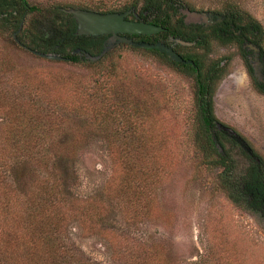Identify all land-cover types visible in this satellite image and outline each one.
Segmentation results:
<instances>
[{"label":"rangeland","instance_id":"1","mask_svg":"<svg viewBox=\"0 0 264 264\" xmlns=\"http://www.w3.org/2000/svg\"><path fill=\"white\" fill-rule=\"evenodd\" d=\"M124 1H116L120 4L117 9H121V3ZM178 1L186 4L187 8H180L190 9L191 14H171L172 26L179 25V20L184 15L186 19L192 20V13H196L199 18L204 12H233L244 21L250 18L259 22L264 47V0ZM27 2L41 8L54 6L55 9L76 8L82 3L79 0ZM139 7L140 4L134 9L135 15L140 14ZM29 19L30 14L25 16L23 27L28 26ZM2 30L0 29V58H7L15 71L32 67H40L44 72H52L54 69L63 78L73 77V80L78 81L80 78L86 80V76L96 69V66L90 63H66L61 59L34 56L17 45V38L7 30ZM116 47V53L126 57L134 66L133 71L137 70L157 83L158 95L160 90L165 93L163 98L166 100V107L172 109L161 117L165 124L160 134L166 135L165 138H172L166 139V143L161 147L163 159L150 162L155 177L143 188L147 199L136 201L134 212H139V215L130 218L126 212L127 208L132 207L131 204L124 205V200L113 199L104 194V189L107 190V185L111 184L113 167L104 138L99 134L89 133V119L82 122L73 117L69 135L74 133V138H80L82 135L83 142L77 154H67L70 157L64 155L66 159L53 167V176L61 184L58 203L63 204L62 209L67 216L61 227L65 243L79 258L93 264H137L131 260L132 254L125 251H135L134 249L141 247L140 244L145 242L162 243L173 252L172 255L178 263L189 264L199 259L200 255H209L210 259H207L210 264H264L263 213L251 209L247 199L237 197L234 189L223 187L220 172L224 167L214 161L215 152H211L212 157L207 163L204 159L205 153L190 143L194 129V76L169 63L168 66L163 64V58L143 49L132 48L125 43ZM189 52L201 54L205 69L216 60L226 63L224 56L225 53L228 54V51L221 50L215 41H211L207 53L194 48ZM232 55L226 73L215 85L214 113L221 122L233 127L246 139L259 160L243 154V151L233 146L229 140L223 141V148L231 155V166L237 176L244 174L252 161L258 164L261 160L264 162V94L254 92L251 82L243 75L244 69L240 66V60ZM11 72L0 70V87L8 90H16L17 87L19 89L18 81L14 82ZM22 101H25V96ZM57 111L60 113L59 121L62 122L66 113ZM3 121L0 119V136ZM63 137L64 135L58 137L57 145L61 144ZM40 154L42 157H38L37 162L31 160L22 164V174L20 173L17 179L12 172L8 180L1 168L5 170V167H10L11 172L21 165L12 163L0 152V170L3 172L0 173V182L7 187L5 193L10 195V190L14 188L22 190L6 203L2 201L4 189L0 185V248L3 242L8 251V262L19 260L20 264H33L21 243L22 236L28 234V230L21 219H18V215L22 214L23 206L30 204V200L34 198L28 192L34 182V177L29 172L39 171L37 163L42 162L44 157L56 159L53 149ZM83 200H94L97 208H88L86 204L79 203ZM146 202L150 205L149 213L148 209H145ZM100 215L104 216L103 221L99 220ZM100 228L114 234H104V230L100 231ZM36 255L37 259H41L40 253ZM26 257L28 259L25 263Z\"/></svg>","mask_w":264,"mask_h":264},{"label":"trees","instance_id":"2","mask_svg":"<svg viewBox=\"0 0 264 264\" xmlns=\"http://www.w3.org/2000/svg\"><path fill=\"white\" fill-rule=\"evenodd\" d=\"M79 1L82 3L76 8L99 12L134 10L140 4L139 12L142 18L164 28L155 36L172 35L187 41L196 40L192 29L187 28L183 19L179 20V25H171V14L179 13L180 6L187 7L178 0H125L121 3L123 4L121 9H117V5H120L116 3L117 0ZM28 14H30L28 26L23 27V20ZM226 14L236 17L240 22L243 19L233 12ZM246 21L253 31L262 36L259 22L250 18ZM0 29L7 30L10 35L17 38L18 43H16L21 49L39 58L42 56L34 51L59 55L66 63H90L96 66V69L86 76V80L80 78L83 79V83L80 84V80L75 81L73 77L70 79L65 77V79L54 69L52 72L49 70L44 72L40 67H32L18 72L9 65L7 58H0V70L12 71L14 82L18 81L20 86L16 90L0 87V119L2 121L4 119L1 126L0 152L4 153L12 163L21 165L11 172H9L10 167L1 170L8 180L12 172L17 179L18 175L22 174V164L26 161L37 162L36 159L42 157L40 153L48 149H53L56 155L54 160L44 157L42 162L37 163L39 171L29 172L34 177V182L28 192L34 198L30 200V204L25 205L24 202L22 214L18 215V219H21L28 230V234L23 235L21 239L27 250L25 253L30 256V262L33 264H93L84 258H79L65 243L66 239L61 227L67 216L62 209L63 204L58 203L61 184L53 176V167L60 165L63 159H66L64 155L77 154L83 142L82 135L80 138H74V133L69 135V131H72L70 127L73 123L72 118H79L82 122L89 119V133L99 134L104 138L113 163L111 184L107 185V190L104 189V194L113 199L124 200V205L131 204L132 207L127 208L126 212L131 218L139 215V212H134L136 201L147 199L143 188L155 177L150 162L163 159L161 147L166 143V139L172 138H165L166 135L160 134L165 124L161 117L172 108L167 109L163 91L160 90L158 95L157 83L152 82L139 71H133L134 66L130 61L116 53V46L102 54L103 36L77 35L76 22L68 8L55 9L54 6L41 8L29 4L27 0H0ZM201 38L202 41H197V44L206 49L209 36L203 34ZM135 40L154 42L149 35H142ZM139 49L163 58L166 63H162L167 66L169 63L194 76L195 101L192 122L194 129L190 143L205 153L204 159L207 163L212 157L211 152H215L214 161L224 167L220 172L223 187L234 189L237 197L247 199L251 209L264 215V162L261 160L258 164L252 161L244 174L236 176L231 166V155L224 150L220 134L215 130L214 121L217 118L214 113L213 95L216 82L222 76L218 71L220 68L217 63H211L205 69L197 53L183 56L185 60L190 59L193 63H179L157 49ZM92 57L95 59L93 60ZM24 96L25 101H22ZM57 110L66 113L64 114L66 118H62V122ZM60 135L64 137L60 140L61 144L57 145ZM217 143L222 146L223 152L218 150ZM0 185L4 189L2 201L6 203L16 196L17 192L22 191L14 188L10 190V195H7L6 185H2V182ZM79 203L86 204L88 208L93 206L97 208L94 200H83ZM144 205L149 213L150 205L147 202ZM103 219L104 216L100 215L99 220L103 221ZM100 229V231L104 230ZM103 233L114 234L105 230ZM140 246L142 248L138 247L134 249L135 251H125L132 254L131 260L137 264H184L178 263L172 255L173 252L162 243L145 242ZM7 252L2 242L0 264L3 262L20 264L19 260L8 262ZM37 253L42 255L41 259H37ZM121 257L122 254L120 259ZM207 258L209 255H200L199 259L189 264H210ZM27 259L28 257L25 263Z\"/></svg>","mask_w":264,"mask_h":264},{"label":"flooded vegetation","instance_id":"3","mask_svg":"<svg viewBox=\"0 0 264 264\" xmlns=\"http://www.w3.org/2000/svg\"><path fill=\"white\" fill-rule=\"evenodd\" d=\"M183 9L184 8L179 7L180 13L185 14L182 12ZM134 13L135 10L131 9V13L126 16V19L145 21L140 14L135 15ZM235 18L233 16H228L226 13L218 12H204V14H202L195 20L186 19V16L184 15L182 17L184 24L187 26V28L192 29L196 37V40L194 41L183 40L172 35L157 37L155 36L157 33L149 36L154 42H162L172 47V49L182 58L183 56L188 55V53H190L189 50L193 48L203 52L206 50L209 51V44L211 43V41H215V43L220 47L221 50L228 51V54L224 52V60L226 63H222L217 60L212 62L217 63L216 65L220 68L218 69V71H220L222 75L226 73V67L232 59L230 55L233 54V57L235 56L240 60V66L244 69L243 75L246 79H248V81L251 82V86L254 92L264 94L263 36H259L256 31H253L252 28L247 24V21L241 20V24L240 21H238L239 19L237 18L236 21H234ZM203 34H207L209 36V39L207 41L208 47L206 49L202 47V45L197 44V41H202L201 36ZM101 36H103L104 41L103 49L106 51L114 48V46L118 44H121V42H117L113 39L112 34H102ZM126 36L135 40L139 39L142 35ZM193 53L196 54L197 52ZM198 55H200L201 57V54ZM214 126L215 130L220 134L219 136L222 139V142L229 140L233 146L238 147L245 154L254 157L256 161H259L255 157L256 154L253 152V149L249 146L246 139L241 136L233 127L221 122L218 118L214 121ZM217 146L218 150L220 152H223V148L219 143H217Z\"/></svg>","mask_w":264,"mask_h":264},{"label":"water","instance_id":"4","mask_svg":"<svg viewBox=\"0 0 264 264\" xmlns=\"http://www.w3.org/2000/svg\"><path fill=\"white\" fill-rule=\"evenodd\" d=\"M68 11L73 15L76 22L77 35H102L112 34L117 42L127 43L138 48H153L167 54L172 60L179 63H193L192 60H185L172 47L162 42L136 41L126 35H152L161 32L164 28L146 21L129 20L126 16L131 13V9L123 12H99L84 8H70ZM183 13L191 14L188 9H183ZM198 15L192 13V19H197ZM121 34V35H120ZM183 42V41H181ZM189 43V42H184ZM45 58L61 59L56 54H46L34 51ZM106 50L102 52L104 54ZM94 60L95 58L92 57Z\"/></svg>","mask_w":264,"mask_h":264}]
</instances>
